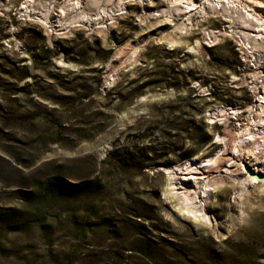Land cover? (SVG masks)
<instances>
[{
    "label": "rangeland",
    "instance_id": "rangeland-1",
    "mask_svg": "<svg viewBox=\"0 0 264 264\" xmlns=\"http://www.w3.org/2000/svg\"><path fill=\"white\" fill-rule=\"evenodd\" d=\"M39 1L0 0V264H264V192L259 184L241 191L231 167L224 169L228 162L209 170L224 181L197 202L209 222L163 194L166 169L190 159L201 166L222 151L221 138L253 130V68L234 37L205 39V31L218 34L228 20L193 16V27L174 33L170 46L163 36L171 25L158 13L165 0H126L123 14L91 22L81 19L95 13L89 4L74 26L68 20L77 9L67 10L66 0ZM256 1L261 6L245 2L264 17V0ZM12 62L26 67L24 78L17 79ZM101 67L93 104L64 108L50 98L73 94L51 73L73 71L67 78L89 82L90 68ZM20 87L26 93L13 90ZM117 92L128 94L121 100ZM221 108L237 112L219 116ZM56 118L71 130L59 133L51 126ZM57 134L64 144L51 140ZM244 159L263 168L264 144L256 158ZM139 211L144 216L134 218ZM143 247L145 253L136 251Z\"/></svg>",
    "mask_w": 264,
    "mask_h": 264
},
{
    "label": "bare ground",
    "instance_id": "bare-ground-1",
    "mask_svg": "<svg viewBox=\"0 0 264 264\" xmlns=\"http://www.w3.org/2000/svg\"><path fill=\"white\" fill-rule=\"evenodd\" d=\"M42 1L41 3H43ZM135 1L143 5L147 3L149 4L151 0ZM165 1V6L160 9V12L158 13L160 15L167 16V20H164L168 21L169 23H167L171 25L170 28H172V30L168 33L166 32L167 34L163 36L168 41L170 46L177 43L176 38L173 36L174 33H176L177 31L181 34L183 32L187 33L190 28L193 27L192 25L194 23H192L191 21L193 16H198L200 20H204L208 16L220 15L228 20V25H225L222 31H219L217 29L219 31V35L216 34L214 30L205 31L204 34L205 39H207L206 42L210 44L215 43L221 38L219 37L221 33L234 37L240 49L242 50L243 59L246 60L254 70L250 76L251 81L253 82V85L251 87L256 93V98L255 104H252L248 109L249 113L251 114L250 123L253 127V130L247 127L240 132L234 134L230 133L226 135V138L225 136L221 138L222 140H224V147L222 151L226 156H221V151L219 154H216L215 156L207 159L201 166L197 165L196 162H194V159H190L188 160L187 164H184L183 167L175 166L170 170L166 169L167 182L163 190V194L169 199L174 198L175 200L179 201L177 204V208L181 212H185L186 214L190 215L191 218L197 221L203 220L205 222L209 220L208 216H206L205 214L206 211L202 209L203 206L201 208L198 207L200 204L197 206V202L203 201V198H208L207 196H209L210 192H212L211 190L215 188L214 186L218 187L217 184L224 181V177L221 175L216 177L211 176L209 170L212 171L213 169L219 171L220 167H222L225 162H228L227 165H224V169L225 171H228V169L231 167V170L229 171L231 173H234L232 176H235L234 178L237 179L241 191L249 184H259V191L264 192V167L257 168L253 165L250 166L244 159V153H246L247 155H249V153H252V155L256 158L257 153H259L261 143L264 144V69H259L261 60L264 59V17L259 15L255 11V9L251 8L250 5L245 2L246 0ZM247 1L255 6H261L262 4L256 0ZM65 2L67 10H74V8L77 9V15L75 14L76 12L73 15H70V20H68L69 18L67 17V20L70 21L69 26H74L78 21H80L79 10H83V12H81L84 13L85 8L89 6V4H92L93 7H97L95 13L94 11L93 15H87L86 13L88 11L85 12L84 15L81 13V19H85L91 22L92 20L105 18L108 16L110 19L115 18L113 16L116 14V12L123 10L122 7L125 5L126 0H66ZM127 2L129 3L130 1L127 0ZM37 4L39 3L37 2ZM28 6L29 5L26 4L24 6H21L20 9H23L22 11L26 13V11H28ZM51 6L53 7V5ZM63 10L59 9V11H57L59 12L57 13V19L61 18L62 15L65 14ZM121 14H123V12H121ZM61 19H63V17ZM59 20H57V23L60 22ZM112 21H114V19ZM52 26H58V24ZM96 27L97 26L95 25L94 28ZM195 44H197L199 48V46L201 45L199 39L196 40ZM193 48L194 47L190 49ZM136 53L137 52H135L134 54ZM134 57L132 53V58L130 57L131 60ZM236 112L237 110L234 109L229 112L222 108L218 110L219 116H224V114L226 113L227 115L236 114ZM260 123H262V125ZM201 169H207L208 171L206 170L207 172L205 173L204 170L201 173ZM178 171L184 172L181 173V176L176 177L179 181L175 182L174 178ZM191 179L193 180V184L188 186L186 181Z\"/></svg>",
    "mask_w": 264,
    "mask_h": 264
},
{
    "label": "trees",
    "instance_id": "trees-1",
    "mask_svg": "<svg viewBox=\"0 0 264 264\" xmlns=\"http://www.w3.org/2000/svg\"><path fill=\"white\" fill-rule=\"evenodd\" d=\"M44 47V52L48 53V52H52V51H62L65 55V58H67V51L63 48H61L60 46H58L57 44L53 47L54 50H48L47 46H43ZM33 57H36V55L32 54ZM40 59H44V58H40ZM47 60V58H45ZM17 62H12V65L14 67V70L17 71L19 78L17 79H22L24 78V75H26V73H22V71L26 68L25 66H18L16 65ZM102 67L101 68H90L89 72L91 73H95L90 79V81L88 82L85 79H82V75H75L72 78H67L68 75H70L73 71H66L65 73H51L50 75L54 78L55 83L62 87L65 90L68 91H72L73 94H59L56 96H51L50 98H53L55 102H57V104H59L61 107H67L69 108V106H73L76 102H83L86 100L87 104L86 105H90L93 104V95L99 92V85L101 82V74H102ZM5 73H8V75L13 76V72H11V70L9 71H4ZM97 74V75H96ZM66 77V78H65ZM2 80V78L0 77V81ZM49 86H52L53 82H48ZM29 85V84H28ZM31 85V84H30ZM117 87V84L113 85L111 87L110 90L115 91V88ZM143 86H138L137 88H133L131 89L128 93H132V91H134L133 93H138L140 92L141 88ZM13 90L15 91H22L23 93H26V87H20V88H14ZM36 95H39V90H34ZM114 93V92H113ZM127 93V94H128ZM109 91L105 93V95H108ZM126 95H122L119 94L118 92L116 93V95H118V97L121 98V100H123L124 98H126ZM51 95V94H48ZM37 106L38 107H42L43 105L40 102H37ZM97 114H101V112H94V114L92 113V116H95ZM31 115L32 118L37 117L38 113H31L29 114V116ZM51 121V126L56 128L57 131H59V133H62V131L64 130H71V128L67 125H63L62 121L58 118H56L55 120H50ZM82 122H84L82 120ZM82 129L76 128L75 131H80ZM79 137H87L85 135L81 136L82 134H77ZM52 141H58L59 143L64 144L66 139L65 138H61L60 136L55 135L52 139ZM209 140V139H208ZM190 156V155H189ZM131 214L134 216V218H142L143 212H131ZM136 222H138L136 219H134ZM138 224V223H137ZM140 250H136V251H141L145 253V247L143 248H139Z\"/></svg>",
    "mask_w": 264,
    "mask_h": 264
},
{
    "label": "built area",
    "instance_id": "built-area-1",
    "mask_svg": "<svg viewBox=\"0 0 264 264\" xmlns=\"http://www.w3.org/2000/svg\"><path fill=\"white\" fill-rule=\"evenodd\" d=\"M131 1H133V0H131ZM134 1H135V0H134ZM118 12H119V13H116L114 16H116L117 14H120L121 11H118Z\"/></svg>",
    "mask_w": 264,
    "mask_h": 264
},
{
    "label": "water",
    "instance_id": "water-1",
    "mask_svg": "<svg viewBox=\"0 0 264 264\" xmlns=\"http://www.w3.org/2000/svg\"><path fill=\"white\" fill-rule=\"evenodd\" d=\"M117 53H118V52H115V55H116ZM115 55H114V56H115ZM118 58H119V57H118ZM104 88H106V87L104 86Z\"/></svg>",
    "mask_w": 264,
    "mask_h": 264
}]
</instances>
